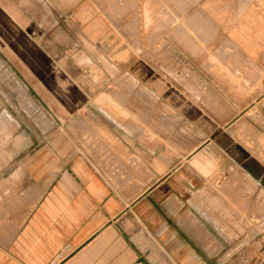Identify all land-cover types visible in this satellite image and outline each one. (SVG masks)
Returning <instances> with one entry per match:
<instances>
[{
	"label": "crops",
	"instance_id": "crops-1",
	"mask_svg": "<svg viewBox=\"0 0 264 264\" xmlns=\"http://www.w3.org/2000/svg\"><path fill=\"white\" fill-rule=\"evenodd\" d=\"M241 1L219 52L240 78L169 80L112 25L91 48L139 100L63 66L68 79H39L60 105L45 131L59 126L0 186V264H232L227 248L258 236L244 218L258 223L264 193V0ZM201 147L237 171L235 192L209 189Z\"/></svg>",
	"mask_w": 264,
	"mask_h": 264
},
{
	"label": "rangeland",
	"instance_id": "rangeland-1",
	"mask_svg": "<svg viewBox=\"0 0 264 264\" xmlns=\"http://www.w3.org/2000/svg\"><path fill=\"white\" fill-rule=\"evenodd\" d=\"M238 4L242 1L0 0V186L31 152V147L59 126L55 122L51 130L45 131L52 124L46 112L60 111V105L42 86L40 80L43 78L65 80L68 77L61 67L72 69L76 76L84 74L98 79L101 92L109 93L107 95L121 107H124L126 97L119 94L131 93L134 100L145 93L141 86L128 82L125 87L120 84L128 79L127 75L113 72L102 56L91 48L90 44L98 42L99 38L105 46L110 39L114 40V32L108 30L110 26L114 25L138 55L169 80L176 79L175 75L183 79L190 76L214 79L220 78V74L225 78H240L239 73L219 65L226 57L229 60L226 54L220 58L219 52L224 49L220 48V43L225 45L223 36ZM107 18L113 24L108 23ZM173 65L175 68L179 65L180 70H173ZM80 66L84 70L80 71ZM50 68L57 70L56 73L49 72ZM60 90L65 91L58 88L59 93ZM130 105L136 107L142 103L134 101ZM6 121L12 125H5ZM260 122L264 125V120ZM181 128L188 129V126L181 122ZM199 144L196 136V146ZM177 146L181 153L189 152L184 150L188 147L182 143ZM202 149L196 152L195 158L200 161L201 172L212 176L209 189L235 192L241 186L233 182L237 171L230 166H220L224 162L220 153H206ZM259 201L258 223L252 226L251 218H244L245 226L250 228L245 234L256 233L258 236L251 241L240 240L237 246L227 248L230 258H238L236 264H264L262 192ZM234 260L232 264H235Z\"/></svg>",
	"mask_w": 264,
	"mask_h": 264
},
{
	"label": "bare ground",
	"instance_id": "bare-ground-1",
	"mask_svg": "<svg viewBox=\"0 0 264 264\" xmlns=\"http://www.w3.org/2000/svg\"><path fill=\"white\" fill-rule=\"evenodd\" d=\"M17 84H18V83H17ZM18 85H19V84H18ZM20 89H21V87H20ZM23 107H24V106H23ZM26 112H28V111H26ZM40 113H41V112H40ZM39 116L42 117L41 114H40ZM39 116H38V117H39ZM43 116L45 117L46 115L43 113ZM4 118H5V117H4ZM45 118L47 119V117H45ZM3 120H4V119H3ZM5 120H6V119H5ZM7 120L9 121V119H7ZM12 120H13V119H12ZM40 120H41V118H40ZM40 120H38V121H40ZM42 120L45 121V119H42ZM47 121H49V119H48ZM47 121H46V123H47V125H48V122H47ZM3 122H5V121H3ZM13 122H14V121H13ZM40 122H41V121H40ZM5 125H10V124H7V121H6ZM11 125H12V124H11ZM11 125H10V126H11ZM47 125H46V126H47ZM46 126H45V127H46ZM4 127H5V126H4ZM4 127H3V129H4ZM6 128H7V127H6ZM9 129H10V127H9ZM45 129H46V128H45ZM4 130H5V131H4ZM4 130H3V131H4L5 133L8 132V131H6V129H4ZM10 130H11V129H10ZM4 132H3V133H4ZM3 133H2V134H3ZM4 136H5V134H4ZM0 138H1V137H0ZM2 138H3V137H2ZM3 139H5V138H3ZM0 140L2 141V139H0ZM1 143H2V142H1ZM5 143H6V142H5ZM3 144H4V143H3ZM3 144H2V145H3ZM15 144H16V142H15ZM12 145H13V143H12ZM14 146H15V145H14ZM11 148H12V147H11Z\"/></svg>",
	"mask_w": 264,
	"mask_h": 264
}]
</instances>
